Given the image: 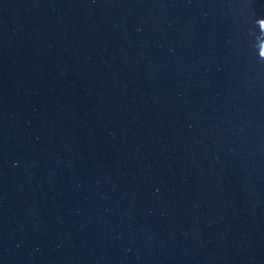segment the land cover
<instances>
[{
    "label": "water",
    "instance_id": "95a60500",
    "mask_svg": "<svg viewBox=\"0 0 264 264\" xmlns=\"http://www.w3.org/2000/svg\"><path fill=\"white\" fill-rule=\"evenodd\" d=\"M0 264H264V0H0Z\"/></svg>",
    "mask_w": 264,
    "mask_h": 264
}]
</instances>
